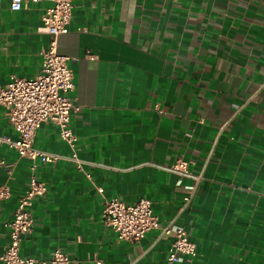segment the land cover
<instances>
[{
  "label": "crops",
  "instance_id": "obj_1",
  "mask_svg": "<svg viewBox=\"0 0 264 264\" xmlns=\"http://www.w3.org/2000/svg\"><path fill=\"white\" fill-rule=\"evenodd\" d=\"M9 3L0 86L36 76L50 41L37 29L51 1ZM58 51L71 58L81 106L71 127L86 163L36 161L47 191L31 205L21 254L60 248L71 264H167L173 235L161 227L128 242L103 222L104 197H149L161 225L174 220L197 246L176 264H264V0H75ZM17 135L0 105V184L12 189L0 201V251L32 173L7 142ZM34 146L71 154L51 121ZM180 156L202 176L195 190L193 176L170 170Z\"/></svg>",
  "mask_w": 264,
  "mask_h": 264
},
{
  "label": "built area",
  "instance_id": "obj_2",
  "mask_svg": "<svg viewBox=\"0 0 264 264\" xmlns=\"http://www.w3.org/2000/svg\"><path fill=\"white\" fill-rule=\"evenodd\" d=\"M3 0H0V6ZM40 0H9L11 10H20L25 2ZM52 5L46 8L38 32L50 35L48 47L43 51V63L39 73L32 78L14 76L6 85L0 86V105L5 108V115L17 132V138L7 140L20 157L32 160V173L27 188L19 196L17 207L9 222V239L2 245L0 264H71V256L60 248L53 250L49 258L24 256L21 246L24 237L28 235L34 224L31 205L34 200L47 191V185L34 172L36 161L55 162L66 158L72 161L78 169H84L86 163L78 153L77 135L71 127L72 112L79 111L70 93L75 88L74 74L70 66L71 58L58 51V38L69 30L73 15L75 0H49ZM54 122L59 129L61 138L69 145L71 154L63 156L59 153L39 150L34 146L38 129L44 122ZM5 160L0 158V166ZM170 170L179 176H193L189 170V161L178 157ZM89 177L90 175L87 174ZM195 185L201 180V175L193 176ZM98 192L103 193L101 186ZM11 186L0 184V201L10 197ZM190 195L183 198L182 209L188 206ZM103 222L112 228L120 240L136 242L153 229L161 227L164 234L173 235L169 248L167 264H176L184 257L192 259L197 255V246L189 237L187 229L169 220L161 225L155 214L152 200L142 197L134 203L126 202L118 197L106 198L102 207Z\"/></svg>",
  "mask_w": 264,
  "mask_h": 264
}]
</instances>
